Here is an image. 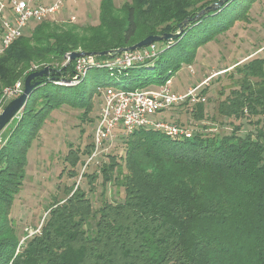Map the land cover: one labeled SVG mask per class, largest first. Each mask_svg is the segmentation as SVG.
<instances>
[{
	"label": "trees",
	"instance_id": "1",
	"mask_svg": "<svg viewBox=\"0 0 264 264\" xmlns=\"http://www.w3.org/2000/svg\"><path fill=\"white\" fill-rule=\"evenodd\" d=\"M217 1L125 0L116 5L100 0L97 24L36 21L0 53V95L32 71L45 66L59 71L34 78L40 84L1 131L0 264H264V55L232 68V85L217 104L221 117L248 119L252 130L239 134V123L229 134L203 130L171 138L138 128L118 139L122 162L109 154L100 166L102 185L122 188V200H105L94 209L87 192L73 182L63 197L53 198L39 231L23 243L10 216L25 178L27 151L50 112L69 105L88 116L93 98L109 86L101 80L106 71L124 78L116 84L124 90L166 84L184 64L193 63L199 47L236 21H249L257 0H223L208 8ZM180 26L176 39L153 42L164 44L156 46L153 59L112 70L93 67L77 84L55 83L73 76L74 60L66 62L69 52L125 48ZM191 113L195 120L204 118L201 101ZM92 150L90 141L86 158ZM64 159L69 177L77 176L78 150L69 149ZM85 176L91 193L97 175Z\"/></svg>",
	"mask_w": 264,
	"mask_h": 264
},
{
	"label": "rangeland",
	"instance_id": "2",
	"mask_svg": "<svg viewBox=\"0 0 264 264\" xmlns=\"http://www.w3.org/2000/svg\"><path fill=\"white\" fill-rule=\"evenodd\" d=\"M114 1L119 5L125 0ZM99 4L100 0H67L61 11L51 20L57 24L72 22L79 25H94L98 23ZM249 18V21H236L225 33L199 47L193 63L184 64L170 78L169 87L172 91L185 93L195 88V93L205 99L201 101L204 106V118L200 121L193 118L191 111L196 102L188 101L163 112L164 119L196 132L205 130L207 133L229 134L233 126L239 123H242L239 134L253 129L248 119H226L217 112L218 102L226 96L232 85V79L229 77L232 68L236 64L264 55V0H257L252 5ZM37 23L30 22L27 30ZM156 46L162 48L164 44L157 42ZM90 73H93L92 68L86 74ZM101 80L109 86L117 87L116 84L121 83L124 78L106 71L101 75ZM151 88L154 87L148 89ZM100 106L101 96H95L92 111L83 117L82 110L62 105L52 110L42 124L37 138L27 151L25 178L15 196L10 214L20 236V243L24 242L23 238L39 231L47 213V206L54 197H63V189L73 182L87 192L94 209L105 200L111 202L122 200L123 189L112 182L102 185L100 172L101 164L108 162L110 155H115L118 161L122 162L120 155H123V144L120 140L113 141L84 168L87 156L85 148L92 140ZM69 149L78 150L80 156L75 167L78 175L75 177H69L67 174L70 166L64 158ZM85 174L97 175L93 181L95 188L91 193L88 192L89 178Z\"/></svg>",
	"mask_w": 264,
	"mask_h": 264
},
{
	"label": "built area",
	"instance_id": "3",
	"mask_svg": "<svg viewBox=\"0 0 264 264\" xmlns=\"http://www.w3.org/2000/svg\"><path fill=\"white\" fill-rule=\"evenodd\" d=\"M66 1L0 0V53L22 35L30 22L53 18L61 11ZM157 53L158 50L152 43L135 50L122 51L107 59L78 57L74 60L73 76L55 83L74 85L80 82L93 67H106L110 70L130 67L155 58ZM67 59L68 54H66ZM169 83L170 80L162 86L151 89L124 90L112 86L102 89L100 112L92 132L93 150L86 158L84 168L113 141L131 134L138 128L156 130L171 138L191 137L196 131L164 119L162 113L185 101L198 102L205 99L195 93V88L185 93L174 92L170 89ZM22 89L21 80L3 89L0 95V112L10 99L22 92ZM24 240L25 238L22 242Z\"/></svg>",
	"mask_w": 264,
	"mask_h": 264
},
{
	"label": "water",
	"instance_id": "4",
	"mask_svg": "<svg viewBox=\"0 0 264 264\" xmlns=\"http://www.w3.org/2000/svg\"><path fill=\"white\" fill-rule=\"evenodd\" d=\"M223 0H219L213 4L212 7H208L211 9H215L219 7L222 4ZM204 11V10H203ZM202 11V12H203ZM200 14H197L195 16L198 17ZM190 18L188 17L186 20H189ZM186 24V21H184V25ZM182 26L178 28V30L170 33H164L162 35H149L139 42L125 47V48H115V49H108L100 52H83V51H72L68 53V59L67 61L70 60H75L78 57L82 56H87V57H98V56H107L108 58H112L122 51H130V50H135L144 46H147L149 44H152L155 41L159 40H166V41H171L176 39L179 35L182 33ZM59 71L51 68L49 66H45L44 68L38 70V71H32L29 74L26 75V77L23 80V89L22 92L10 99L4 106L3 110L0 112V133L1 131L5 128V126L19 113V111L24 107L26 104L28 97L32 91L33 88L38 86L40 84L39 81H33L35 77L37 76H44V77H49V76H54L58 75Z\"/></svg>",
	"mask_w": 264,
	"mask_h": 264
}]
</instances>
